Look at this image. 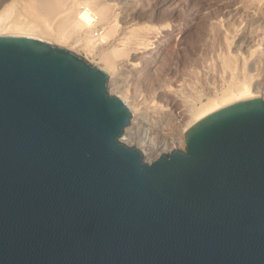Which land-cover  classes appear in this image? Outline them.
<instances>
[{
    "label": "water",
    "instance_id": "1",
    "mask_svg": "<svg viewBox=\"0 0 264 264\" xmlns=\"http://www.w3.org/2000/svg\"><path fill=\"white\" fill-rule=\"evenodd\" d=\"M108 81L67 48L0 35V264H264V98L146 162Z\"/></svg>",
    "mask_w": 264,
    "mask_h": 264
},
{
    "label": "rangeland",
    "instance_id": "2",
    "mask_svg": "<svg viewBox=\"0 0 264 264\" xmlns=\"http://www.w3.org/2000/svg\"><path fill=\"white\" fill-rule=\"evenodd\" d=\"M11 1L12 0H5L0 6V10L4 7V5L9 4ZM109 1L110 0H103V2L109 5V8L111 7L112 11H110L113 23L118 27V29H116L117 27H115V33L111 37L110 41H98L92 49L87 46V43L84 40L75 42V39L78 38L79 34L76 32L73 33L65 26L63 27V31L65 30L67 41L61 42L62 44H60V42L54 43L55 41L50 38L46 39L45 37L37 36L36 38H40L52 44L67 48L84 57L93 65L102 68L103 70H105V72H107L108 75L110 74L109 76L118 78V80L122 79L120 82L116 80V82H112L113 84L108 83V91L112 95H121L120 97L123 96L125 100L123 98L122 99L124 101L127 100L126 103H136V105L138 104L137 107L139 108V110H137L136 112V117L144 116L147 118V124L144 125L145 127H150V125L162 123V120L165 118L166 114L170 112L168 111V109L170 108L169 96L173 98L176 96L175 98L177 99V101L181 102V104L179 103V110L186 111L188 110V108L195 109L196 107L200 106L201 103H205L209 97L219 95L223 91L222 88L226 89V87L231 85L233 81L240 82L239 80L242 77V79H251L254 77V79H251L252 82H255L256 79H261L264 81V70L262 72V69H264V56L260 55V53L264 54V45L261 44L262 40H260V46L262 45V48L259 46V38L263 39L264 37V0ZM124 1H129V3L125 5L123 4L125 3ZM71 3L72 0H61V5H64L61 8V11H66ZM252 7H254V9ZM235 8H240V12L239 9H237L238 11L235 12V14L233 11L231 13L227 11ZM256 8H258V11ZM260 8L261 10H259ZM248 12H251L250 15ZM228 14L230 15V17ZM52 20H54V18H52ZM58 21L53 22L55 23V26L58 25ZM260 29L261 31L263 29V31L260 32ZM231 30H235L237 34L235 32H231ZM226 31L230 34V36ZM247 31H249L250 33L252 31L253 33L249 34V32ZM134 32L137 36L132 35ZM254 32L257 33L255 34ZM258 32H260L262 36H259L260 33ZM221 33L224 34L222 35ZM225 33L228 34L229 40L227 38L228 36L225 35ZM245 34L249 36L252 35L253 37L251 38H255L254 40L256 41H253L255 43L258 42L256 44H258V46L260 47L259 48L257 45H253L255 43L252 42L253 49L251 50H253L254 53H252L251 51V56H248V53H244V50H242L243 48L237 51L238 43H236L235 45V41L239 42L238 39ZM223 36H225L226 38L224 37L223 39ZM257 36H259V38ZM233 38L235 41L233 40ZM225 40L228 41L226 42ZM141 44H144L143 47ZM235 48L237 52H231L233 50L235 51ZM114 49H118L119 52L113 53ZM158 49H163V53H160V63L158 62L157 64L160 65H156V71L150 72L152 71H149L150 60L152 58L150 57L149 60L145 59L147 62L145 60L143 61L144 55L154 56V53L156 54V51H158ZM255 50H258L257 53L255 52ZM239 52L240 54H243H241V56H237L240 55L237 54ZM223 54L225 56H223ZM255 55L256 57H254ZM225 61L229 63L224 64ZM258 61L260 64L258 63ZM261 61L263 66H261ZM254 65H256V67L257 65L260 66L257 67V70H253L252 66ZM245 74L247 77L245 76ZM167 87L169 88V90L166 89ZM263 92L264 90L259 92V95L261 97L264 96ZM179 118H181V121L183 122H174V130H180L184 128L186 125L185 123H187V120L189 121L190 119V117L188 116H185L184 118L183 116H181ZM173 127L168 125L167 128L169 130H172ZM127 134H125L124 132L122 136L123 140L121 141H124L123 143L125 144L126 140V145L132 144V146L137 147L144 154L143 148L139 147L138 143L130 139L129 133ZM179 137L182 140V136L179 135ZM159 138L160 136H158L155 140ZM182 142H176L173 148L169 145L167 150H165V152L163 153H169L174 149L184 150L185 144L183 145ZM145 161L149 162V159H145Z\"/></svg>",
    "mask_w": 264,
    "mask_h": 264
},
{
    "label": "bare ground",
    "instance_id": "3",
    "mask_svg": "<svg viewBox=\"0 0 264 264\" xmlns=\"http://www.w3.org/2000/svg\"><path fill=\"white\" fill-rule=\"evenodd\" d=\"M5 0H0V6L3 4ZM9 1V0H8ZM111 1V0H110ZM109 1V2H110ZM131 1V0H130ZM257 1V0H256ZM123 2V0H122ZM125 5L129 3V1H124ZM248 2V1H247ZM252 2V1H251ZM262 2V1H261ZM259 2V3H261ZM9 3V2H8ZM116 4V3H115ZM215 4V3H214ZM250 4V3H249ZM210 5V4H209ZM264 5V4H263ZM262 5V6H263ZM64 5H61V0H12L9 4L4 5L3 8L0 10V35L3 34H20V35H28V36H34V37H45L46 39L50 38L53 41L65 42L67 41L65 30L63 31V27H67L69 30H71L73 33L76 32L79 34L78 38L75 39V42H79L80 40H84L87 43V46L89 48H92L95 46V44L99 42H107L110 41L111 37L115 33V27H117L113 23L112 15H111V7L109 8V5L107 3L103 2V0H72L71 5L67 8L66 11H61V8ZM120 6V5H119ZM145 6V5H144ZM155 6V5H154ZM129 7V6H128ZM207 7V6H206ZM225 7V6H224ZM244 7V6H243ZM247 7V6H246ZM147 8V7H146ZM228 8V7H227ZM254 9V7H252ZM262 8V7H261ZM261 8L259 10H261ZM126 9V8H125ZM217 9V8H216ZM240 8H235L231 10H227L228 12H237ZM258 11V8H256ZM76 10V11H75ZM111 10V11H110ZM219 10V9H218ZM244 10V9H243ZM246 10V9H245ZM197 11V10H196ZM216 11V10H215ZM222 11V10H221ZM249 11V10H248ZM252 11V10H251ZM245 12V11H244ZM254 12V11H253ZM126 13V12H125ZM243 13V12H242ZM241 13V14H242ZM247 13V12H246ZM249 13V12H248ZM251 13V12H250ZM249 13V15H250ZM122 14V13H121ZM128 14V13H127ZM125 14V15H127ZM139 14V13H138ZM137 14V15H138ZM223 14V13H222ZM221 14V15H222ZM202 15V14H201ZM220 15V16H221ZM229 15V14H228ZM247 15V14H246ZM258 15V14H257ZM155 16V15H154ZM224 16V15H223ZM256 16V15H255ZM159 17V16H158ZM230 17V15H229ZM238 17V16H237ZM241 17V16H240ZM247 17V16H246ZM262 17V16H261ZM54 18V20H52ZM245 18V17H244ZM255 18V17H254ZM261 19V18H259ZM52 20V21H51ZM59 20V21H58ZM228 20V19H227ZM54 21H58V25L55 26L53 23ZM264 21V20H263ZM191 22V21H190ZM226 22V21H225ZM251 22V21H250ZM257 22V18H256ZM260 22V21H259ZM125 23V22H124ZM262 23V22H261ZM117 24V23H116ZM121 24V23H120ZM136 25V24H135ZM236 25V24H235ZM234 25V26H235ZM258 25V24H257ZM119 26V25H118ZM237 26V25H236ZM166 27V26H163ZM191 27V26H190ZM256 27V26H255ZM254 27V28H255ZM120 28V27H119ZM226 28V27H225ZM229 28V27H228ZM227 28V31H228ZM231 28V27H230ZM235 28V27H234ZM118 29V27L116 28ZM224 29V28H223ZM252 29V28H251ZM259 29V28H258ZM238 30V29H237ZM243 30V29H242ZM245 30V29H244ZM154 31V30H153ZM196 31V30H195ZM226 31V32H227ZM241 31V30H240ZM246 31V30H245ZM258 31V30H256ZM260 32L261 29L259 30ZM117 32V31H116ZM184 32V31H183ZM223 32V30H222ZM230 32V29H229ZM231 32H235V30H231ZM242 32V31H241ZM249 32V31H247ZM258 32V33H260ZM152 33V32H151ZM154 33V32H153ZM188 33V32H187ZM228 33V32H227ZM236 33V32H235ZM251 33H253L251 31ZM249 32V34H251ZM255 33V32H254ZM257 33V32H256ZM255 33V34H256ZM181 34V33H180ZM222 34V33H221ZM224 34V33H223ZM222 34V35H223ZM229 34V33H228ZM228 34L225 33V35L228 36ZM237 34V33H236ZM135 35V32L132 34ZM156 35V34H154ZM220 35V34H219ZM233 35V34H232ZM231 35V37H232ZM239 35V32H238ZM242 35L238 40L237 51L238 50H244V53H248V56L253 52L252 48V42L256 41L252 39V35ZM259 35V34H257ZM184 36V35H183ZM186 36V35H185ZM230 36V34H229ZM229 36L227 37L229 40ZM236 36V35H235ZM249 36V37H248ZM259 36H262L261 33ZM259 36H257L259 38ZM146 37V36H145ZM221 37V36H220ZM225 36L222 38L224 39ZM230 37V38H231ZM256 37V35H255ZM128 38V37H127ZM226 38V37H225ZM184 39V38H183ZM222 40V39H221ZM228 40H225L226 42ZM254 40V41H253ZM260 40H262V43L264 45V37L259 38V46H260ZM147 41V40H146ZM151 41V40H150ZM258 41V40H257ZM124 42V41H123ZM142 42V41H141ZM143 43V42H142ZM255 43V42H254ZM258 43V42H256ZM253 44L257 45L258 44ZM152 44V43H151ZM233 44V41H232ZM245 44V45H244ZM140 45V44H139ZM142 47L144 44H141ZM146 45V44H145ZM165 45V44H164ZM117 46V45H116ZM138 46V45H137ZM258 46V47H259ZM262 46V45H261ZM260 46V47H261ZM126 47V46H125ZM146 47V46H145ZM144 47V48H145ZM152 47V46H151ZM166 47V46H165ZM225 47V46H224ZM223 47V48H224ZM235 47V46H233ZM254 47V46H253ZM257 47V48H258ZM259 47V48H260ZM264 47V46H263ZM147 48V47H146ZM162 48V47H161ZM168 48V47H167ZM166 48V49H167ZM232 48V47H231ZM230 48V49H231ZM245 48V49H244ZM256 48V47H255ZM262 48V47H261ZM119 49V48H118ZM114 49L113 53H118L119 50ZM157 49V48H156ZM165 49V48H164ZM229 49V48H228ZM225 50V49H224ZM264 50V48H263ZM134 51V50H133ZM141 51V50H140ZM151 51V50H150ZM163 49H158L156 51L157 53H154V56H145L143 58V61L145 59H148L151 57L150 60V72L156 71V65L159 62L160 53ZM236 48L235 51L231 52H237ZM252 51V53H251ZM258 51V50H257ZM255 50V52L257 53ZM260 51V50H259ZM222 52V51H221ZM262 52V51H261ZM260 53V52H259ZM258 53V54H259ZM145 54V53H144ZM231 54V53H230ZM236 54V53H235ZM237 54H240L237 53ZM243 54V53H241ZM237 55V56H241ZM106 55V54H105ZM131 55V54H130ZM143 55V54H142ZM162 55V54H161ZM250 55V56H251ZM260 55L264 56L263 53H260ZM259 55V56H260ZM163 56V55H162ZM222 56V55H221ZM223 56H225L223 54ZM227 56V54H226ZM132 57V56H131ZM130 57V58H131ZM134 57V56H133ZM137 57V56H136ZM165 57V56H164ZM256 57V55L254 56ZM135 58V57H134ZM141 58V57H140ZM139 58V59H140ZM244 58V57H243ZM242 58V59H243ZM247 58V57H246ZM249 58V57H248ZM258 58V56H257ZM142 59V58H141ZM223 59V58H222ZM253 59V57H252ZM260 59V58H259ZM262 59V58H261ZM264 59V57H263ZM129 60V59H128ZM134 60V59H133ZM132 60V61H133ZM136 60V59H135ZM138 60V59H137ZM244 60V59H243ZM249 60V59H248ZM257 60V59H255ZM130 61V60H129ZM146 61V60H145ZM245 61V60H244ZM142 62V61H141ZM147 62V61H146ZM160 63V62H159ZM229 62L225 61L224 64H227ZM232 63V62H231ZM235 63V62H234ZM256 63V62H255ZM259 63V61H258ZM264 63V62H263ZM137 64V63H136ZM141 64V63H140ZM149 64V63H147ZM245 64V63H244ZM260 64V63H259ZM262 64V61H261ZM132 65V64H131ZM144 65V62H143ZM160 65V64H159ZM157 65V66H159ZM119 66V65H118ZM260 65H257V67ZM263 66V64L261 65ZM148 67V66H146ZM161 67V66H160ZM201 67V66H200ZM226 67V66H225ZM224 67V68H225ZM251 67V66H250ZM253 70H257L256 65L252 66ZM251 67V68H252ZM264 67V66H263ZM141 68V67H140ZM260 69V68H259ZM264 69H262L263 72ZM203 71V70H202ZM259 71V70H258ZM198 72V71H197ZM254 72V71H253ZM252 72V73H253ZM109 73V72H108ZM256 73V72H254ZM264 73V72H263ZM257 74V73H256ZM110 75V74H109ZM253 75V74H252ZM255 75V74H254ZM262 75V74H261ZM246 76V74H245ZM257 76V75H256ZM260 76V75H259ZM119 77V76H118ZM247 77V76H246ZM263 77V76H262ZM185 78V77H184ZM241 78V77H240ZM243 78V77H242ZM241 78V79H242ZM257 78V77H256ZM255 78V79H256ZM260 78V77H259ZM200 79V78H199ZM238 81H233L231 85L226 87V89L222 88V92L219 95H214L212 97H209L208 100L205 103H201L200 106L196 107L195 109H189L186 111L179 110V103L177 99L174 97L167 98L169 99V105L170 108L168 111H170L168 114H166L165 118L162 120L161 124H153L150 125V127H145L144 125L147 124V118L144 116L136 117V112L139 110L136 103L130 104L127 103L131 113V123L130 125L125 129V134L129 133L130 139L138 143L139 147H142L144 150V157L146 160L149 159V162L151 160H155L158 158L161 154H165V150H167L168 146L170 145L172 148L176 142L185 144V138L186 136L193 130V128L199 124L204 118H206L208 115L213 113L214 111L218 110L222 106L230 103L232 100H234L237 97H240L246 93L250 94H260L262 90H264V81L261 79H256L255 82H252L251 79H242ZM121 81L118 80V78H113V76H109L108 83L111 84L113 81L116 82ZM184 81V80H183ZM254 81V80H253ZM123 83V82H122ZM196 83V82H195ZM113 84V83H112ZM116 84V83H115ZM167 84V83H166ZM229 84V83H228ZM116 86V85H115ZM110 89V87H109ZM165 89V88H164ZM166 89L169 90L167 87ZM172 90V89H170ZM174 91V90H173ZM167 93V92H165ZM164 93V94H165ZM176 93V92H175ZM264 93V92H263ZM124 94V93H123ZM122 94V95H123ZM170 94V93H169ZM174 95V94H173ZM172 95V96H173ZM121 96V95H120ZM125 96V95H124ZM182 96V95H181ZM183 97V96H182ZM185 97V96H184ZM264 97V96H263ZM123 98V96L121 97ZM124 99V98H123ZM125 100V99H124ZM129 101V100H128ZM133 101V100H132ZM180 101V100H179ZM127 102V100L125 101ZM185 105V104H184ZM182 106V105H181ZM143 107V106H142ZM151 107V106H150ZM193 107V106H192ZM141 108V107H140ZM156 108V107H155ZM164 109V108H163ZM162 109V110H163ZM182 109V108H181ZM141 110V109H140ZM160 110V109H159ZM161 112V111H160ZM142 115V114H141ZM163 116V117H164ZM183 116V118L186 116L190 117L189 121L187 120V123H185V127L180 130H174V122H179L182 119L179 118ZM157 119V118H156ZM188 119V118H187ZM176 120V121H175ZM156 121V120H155ZM183 122V121H181ZM149 123V122H148ZM157 123V122H156ZM180 123V122H179ZM168 125L172 126L173 129L169 130L167 127ZM181 125V124H180ZM167 126V127H165ZM176 126V125H175ZM128 135V134H127ZM180 136H182V140L180 139ZM158 136H160L159 139L155 140ZM123 140V138L121 139ZM124 142V141H123ZM127 143V141L125 140ZM125 143V144H126ZM132 145V144H130Z\"/></svg>",
    "mask_w": 264,
    "mask_h": 264
},
{
    "label": "built area",
    "instance_id": "4",
    "mask_svg": "<svg viewBox=\"0 0 264 264\" xmlns=\"http://www.w3.org/2000/svg\"><path fill=\"white\" fill-rule=\"evenodd\" d=\"M150 162H152V161H150Z\"/></svg>",
    "mask_w": 264,
    "mask_h": 264
}]
</instances>
